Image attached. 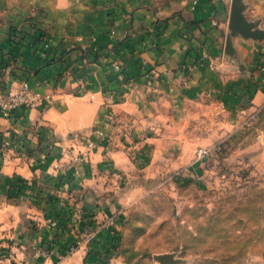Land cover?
<instances>
[{
	"label": "crops",
	"instance_id": "0c3cea01",
	"mask_svg": "<svg viewBox=\"0 0 264 264\" xmlns=\"http://www.w3.org/2000/svg\"><path fill=\"white\" fill-rule=\"evenodd\" d=\"M228 3L0 0V92L27 81L40 95L36 106L0 114V264L99 261L98 242L66 253L107 208L120 205L118 190L105 188L96 155L91 163L71 161L79 139L113 97L129 102L157 76L166 81L192 66L194 47L206 58L214 54L211 68H233L235 59L220 54L248 56L252 48L240 42L236 50L219 49ZM116 61L132 65L137 78L109 74ZM262 99L258 92L254 102Z\"/></svg>",
	"mask_w": 264,
	"mask_h": 264
},
{
	"label": "rangeland",
	"instance_id": "374dc122",
	"mask_svg": "<svg viewBox=\"0 0 264 264\" xmlns=\"http://www.w3.org/2000/svg\"><path fill=\"white\" fill-rule=\"evenodd\" d=\"M219 2H229L219 49L240 42L252 48L248 56L220 54L235 59L234 69L211 68L214 54L194 47L192 66L166 81L157 76L134 102L113 97L103 105L71 161L96 155L120 205L84 229L67 255L98 242L95 264H264V99L254 102L264 93V0ZM129 65L106 70L127 82L139 75Z\"/></svg>",
	"mask_w": 264,
	"mask_h": 264
},
{
	"label": "built area",
	"instance_id": "2783aa9c",
	"mask_svg": "<svg viewBox=\"0 0 264 264\" xmlns=\"http://www.w3.org/2000/svg\"><path fill=\"white\" fill-rule=\"evenodd\" d=\"M39 94L32 90L26 82H22L16 89L0 92V114L4 116L13 115L20 106H36ZM77 242L72 244L75 248Z\"/></svg>",
	"mask_w": 264,
	"mask_h": 264
},
{
	"label": "water",
	"instance_id": "95a60500",
	"mask_svg": "<svg viewBox=\"0 0 264 264\" xmlns=\"http://www.w3.org/2000/svg\"><path fill=\"white\" fill-rule=\"evenodd\" d=\"M231 20L237 25V27L239 28V30L247 35H251L252 33L249 31L248 26L245 24V22H243L242 20H240L238 18V14L236 11H232L231 12Z\"/></svg>",
	"mask_w": 264,
	"mask_h": 264
}]
</instances>
